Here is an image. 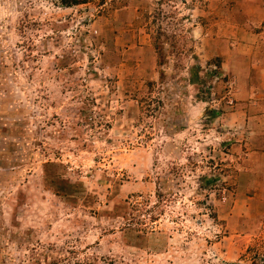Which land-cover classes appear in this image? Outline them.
Segmentation results:
<instances>
[{"label":"rangeland","instance_id":"374dc122","mask_svg":"<svg viewBox=\"0 0 264 264\" xmlns=\"http://www.w3.org/2000/svg\"><path fill=\"white\" fill-rule=\"evenodd\" d=\"M249 113L264 0H0V264H264Z\"/></svg>","mask_w":264,"mask_h":264},{"label":"crops","instance_id":"0c3cea01","mask_svg":"<svg viewBox=\"0 0 264 264\" xmlns=\"http://www.w3.org/2000/svg\"><path fill=\"white\" fill-rule=\"evenodd\" d=\"M243 46L247 47L249 50L253 48V45L251 43L249 44L238 43L235 46V50ZM260 102H261V99H259L258 101H253L252 103L261 104ZM247 118H249V120H253V119L264 120V113H249ZM252 166H255V168L259 169V171L256 174H254V176L261 178L264 181V160L259 159L258 161H254V160H252V162L249 161V167H252Z\"/></svg>","mask_w":264,"mask_h":264},{"label":"trees","instance_id":"16d2710c","mask_svg":"<svg viewBox=\"0 0 264 264\" xmlns=\"http://www.w3.org/2000/svg\"><path fill=\"white\" fill-rule=\"evenodd\" d=\"M87 0H60L63 6H72L86 2Z\"/></svg>","mask_w":264,"mask_h":264}]
</instances>
